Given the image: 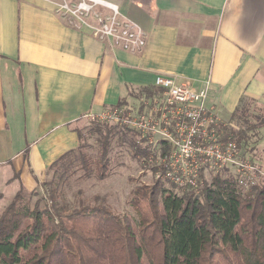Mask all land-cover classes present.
Segmentation results:
<instances>
[{
  "label": "crops",
  "instance_id": "crops-1",
  "mask_svg": "<svg viewBox=\"0 0 264 264\" xmlns=\"http://www.w3.org/2000/svg\"><path fill=\"white\" fill-rule=\"evenodd\" d=\"M76 1L0 0V180L14 175L16 192L39 186L78 148L86 114L136 106L132 91L156 88L158 74L210 80L224 119L244 96L264 105V0H103L144 30L138 51L95 36L61 7Z\"/></svg>",
  "mask_w": 264,
  "mask_h": 264
},
{
  "label": "trees",
  "instance_id": "trees-1",
  "mask_svg": "<svg viewBox=\"0 0 264 264\" xmlns=\"http://www.w3.org/2000/svg\"><path fill=\"white\" fill-rule=\"evenodd\" d=\"M155 92L142 88L132 95ZM255 103L242 97L225 127L246 154L255 151L264 127ZM94 131L101 142L96 159L83 145L66 152L50 166L54 176L39 185L33 206L22 187L0 214V264H264V181L246 195L232 176L219 173L199 193L177 194L154 177L131 190L135 228L104 201L75 208L61 201L59 183L78 161L87 174L107 175L115 136L130 143L134 156H149L130 128L98 123Z\"/></svg>",
  "mask_w": 264,
  "mask_h": 264
},
{
  "label": "built area",
  "instance_id": "built-area-1",
  "mask_svg": "<svg viewBox=\"0 0 264 264\" xmlns=\"http://www.w3.org/2000/svg\"><path fill=\"white\" fill-rule=\"evenodd\" d=\"M95 3L109 8L111 14L95 12L94 21H90ZM61 7L87 24L97 37L111 38L131 51L141 50L146 43L141 26L122 16L116 4L81 0L73 5L64 2ZM154 84L157 92L141 96L137 106L115 105L90 112L86 118L132 129L137 142L149 150L144 162L156 168L155 177L177 189L199 193L210 176L225 172L243 193L264 181L261 165L227 135L228 121L211 98L210 80L196 86L176 76L158 74Z\"/></svg>",
  "mask_w": 264,
  "mask_h": 264
},
{
  "label": "rangeland",
  "instance_id": "rangeland-1",
  "mask_svg": "<svg viewBox=\"0 0 264 264\" xmlns=\"http://www.w3.org/2000/svg\"><path fill=\"white\" fill-rule=\"evenodd\" d=\"M78 2L79 1H76L75 4H78ZM87 3L92 4L91 1H87ZM97 4L98 3H95L88 17L92 22L94 21L92 14L95 12L111 14L110 12L100 11V8H97ZM136 102L137 106L139 99ZM254 111L260 114L264 113V105L256 102ZM226 119H229V116H226L225 120ZM98 123L105 122L93 121L88 118L82 120L78 125L80 134L79 145H83V151L88 153L92 159L98 157L99 148L101 147V142L99 141L100 135L98 132L94 131ZM246 155L260 164L264 170L263 151L256 150V153L253 151L252 154L247 153ZM108 157L109 171L102 179L98 177L96 169L87 174L82 168L81 160L78 161L72 168L71 174H67L68 178H66V175V177H64L65 179H62L59 183L58 190L61 195L60 199L71 208L78 207L82 203L94 205L104 201L116 213L122 215L127 223L135 228L137 214L129 204L131 190L139 184H153L155 173L152 172L149 164L145 163L143 159L141 160L139 157L133 155L130 143L119 139L118 136L111 139ZM54 172V169H49L42 181L52 180ZM224 174L229 176L230 173L225 172ZM11 179L12 180L7 182V184L0 180V190H4L0 193V214L18 192H16V189L18 188L17 185L20 184V180L14 178V175L11 176ZM261 179L263 180V178ZM211 180L212 176L208 178L207 183H210ZM166 187L172 189L177 194H181L182 192L181 189L171 186L169 182L166 183ZM23 193L27 199H31L30 201L33 206L39 199L42 189L40 186L32 190L23 187ZM244 194L248 195L247 193Z\"/></svg>",
  "mask_w": 264,
  "mask_h": 264
}]
</instances>
